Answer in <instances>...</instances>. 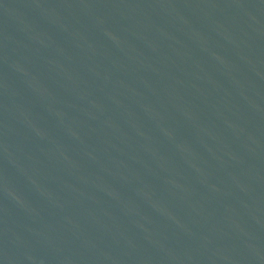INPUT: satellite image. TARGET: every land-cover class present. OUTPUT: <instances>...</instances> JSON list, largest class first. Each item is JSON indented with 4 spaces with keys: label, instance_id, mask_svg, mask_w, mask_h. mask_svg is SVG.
<instances>
[{
    "label": "water",
    "instance_id": "1",
    "mask_svg": "<svg viewBox=\"0 0 264 264\" xmlns=\"http://www.w3.org/2000/svg\"><path fill=\"white\" fill-rule=\"evenodd\" d=\"M0 264H264V0H0Z\"/></svg>",
    "mask_w": 264,
    "mask_h": 264
}]
</instances>
